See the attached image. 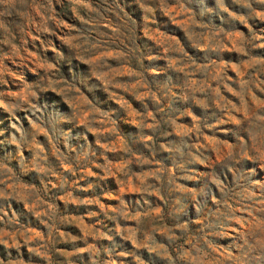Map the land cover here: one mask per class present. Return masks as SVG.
<instances>
[{
    "label": "rangeland",
    "instance_id": "1",
    "mask_svg": "<svg viewBox=\"0 0 264 264\" xmlns=\"http://www.w3.org/2000/svg\"><path fill=\"white\" fill-rule=\"evenodd\" d=\"M0 264H264V0H0Z\"/></svg>",
    "mask_w": 264,
    "mask_h": 264
}]
</instances>
